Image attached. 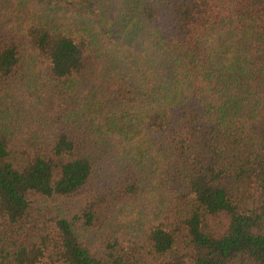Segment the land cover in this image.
<instances>
[{
  "label": "trees",
  "instance_id": "obj_1",
  "mask_svg": "<svg viewBox=\"0 0 264 264\" xmlns=\"http://www.w3.org/2000/svg\"><path fill=\"white\" fill-rule=\"evenodd\" d=\"M0 264H264V0H0Z\"/></svg>",
  "mask_w": 264,
  "mask_h": 264
}]
</instances>
